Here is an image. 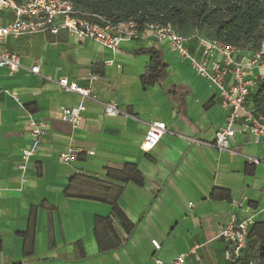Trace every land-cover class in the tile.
<instances>
[{
    "label": "crops",
    "instance_id": "crops-1",
    "mask_svg": "<svg viewBox=\"0 0 264 264\" xmlns=\"http://www.w3.org/2000/svg\"><path fill=\"white\" fill-rule=\"evenodd\" d=\"M13 18L0 9V27ZM151 47L170 67L161 86L141 83L150 59L143 49ZM3 48L19 56L20 66H0V264H172L180 255L183 264H226L227 242L219 235L225 222L247 214L252 223L264 221V141L236 121L228 147L216 146L224 118L219 90L167 44L148 37L110 49L59 28L7 35ZM190 49L198 55L195 45ZM248 57L243 52L240 59ZM35 63L38 74L29 70ZM262 73L253 67V76ZM60 77L88 94L62 89ZM176 85L186 90L180 107L164 92ZM110 102L118 114H105ZM79 104L78 126L60 119L63 107ZM152 121L164 122L166 131L143 152L139 144ZM70 148L75 159L62 162L59 154ZM126 164L140 172V184L126 180ZM119 189L116 204L126 222L110 204ZM213 189L230 199H211ZM31 215L27 243L20 233ZM96 217L109 222L119 247L99 251Z\"/></svg>",
    "mask_w": 264,
    "mask_h": 264
},
{
    "label": "built area",
    "instance_id": "built-area-1",
    "mask_svg": "<svg viewBox=\"0 0 264 264\" xmlns=\"http://www.w3.org/2000/svg\"><path fill=\"white\" fill-rule=\"evenodd\" d=\"M0 9L12 11L13 20L0 27V66L11 70L20 66L19 56L9 53L3 48V41L7 35H17L23 32L49 31L55 33L59 28H67L83 38L115 49L123 40H144L148 37L155 39L157 45L167 44L170 49L182 60L187 61L204 78L209 85L216 86L219 90L220 107L223 112V123L215 131L213 142L219 148H226L234 137L236 131L233 124L239 121L241 131L247 132L254 141H264V121L256 116L252 107L245 104L247 97L260 80L264 81V37L260 48L255 54L245 61L240 59L243 51L237 46L223 43L215 38H206L201 35H184L167 25L148 23L142 28L132 20H126L113 25L102 27L96 22L82 17L81 12L70 0H0ZM195 45L198 55L191 52ZM260 67L263 73L252 75L253 67ZM33 73L40 72L39 64H34L29 69ZM228 75V81L224 77ZM58 85L67 91H73L81 96H86L88 90L70 82L67 77H60ZM106 115L112 116L120 112L113 103L104 104ZM83 109L81 104L76 107H63L60 119L76 127L80 122ZM38 130L34 132L37 133ZM166 131L162 121L149 123L144 136L139 144V149L149 152L160 140ZM29 150H23V157ZM62 162L69 163L75 159V150L70 148L59 154ZM254 162H257L254 159ZM252 217L250 214L241 219H229L221 227L219 235L227 242L224 253L226 264H256L255 260L244 258L247 234ZM155 249L160 247L156 239L151 240ZM184 256L177 257L172 264H183Z\"/></svg>",
    "mask_w": 264,
    "mask_h": 264
},
{
    "label": "trees",
    "instance_id": "trees-1",
    "mask_svg": "<svg viewBox=\"0 0 264 264\" xmlns=\"http://www.w3.org/2000/svg\"><path fill=\"white\" fill-rule=\"evenodd\" d=\"M81 12L82 17L96 22L102 27L117 24L129 19L134 20L139 28L148 23L171 25L175 31L184 35H201L215 38L223 43L243 48L252 43L256 51L260 48L264 37V0H70ZM208 34H203V30ZM150 57L145 73L141 75V83L145 85H162L170 75V67L164 60L162 52L151 47L143 49ZM165 94L183 105L186 92L182 86H171L164 89ZM210 106L207 105L206 107ZM178 107V108H179ZM252 108L256 116L264 121V81L260 82L252 93ZM123 170L130 172L126 180L141 183V174L134 165L126 164ZM112 176V173L108 172ZM111 200L112 210L121 222H126L122 211L116 204L117 196ZM65 194H69L65 191ZM211 199H230L225 190L213 189ZM33 216L26 232L20 233L24 241H33ZM94 236L99 251L105 252L119 247L122 240L116 235L109 222L96 217ZM252 247V260L256 264H264V221L250 225L244 258L248 259L247 246ZM79 246V243L76 244ZM80 247V246H79ZM83 253V252H81Z\"/></svg>",
    "mask_w": 264,
    "mask_h": 264
},
{
    "label": "rangeland",
    "instance_id": "rangeland-1",
    "mask_svg": "<svg viewBox=\"0 0 264 264\" xmlns=\"http://www.w3.org/2000/svg\"><path fill=\"white\" fill-rule=\"evenodd\" d=\"M208 33V30H203V34L207 35ZM242 51L245 53L246 56H250L248 58H251L256 52V50L252 48V43L244 44ZM247 252L249 253L248 259L252 260V247L250 244L247 246Z\"/></svg>",
    "mask_w": 264,
    "mask_h": 264
}]
</instances>
